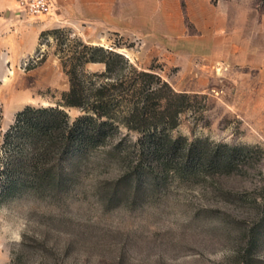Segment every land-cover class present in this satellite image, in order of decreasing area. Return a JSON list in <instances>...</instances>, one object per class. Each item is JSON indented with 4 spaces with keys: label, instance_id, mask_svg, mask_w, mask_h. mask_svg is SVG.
I'll return each mask as SVG.
<instances>
[{
    "label": "rangeland",
    "instance_id": "obj_1",
    "mask_svg": "<svg viewBox=\"0 0 264 264\" xmlns=\"http://www.w3.org/2000/svg\"><path fill=\"white\" fill-rule=\"evenodd\" d=\"M49 3L31 17L0 0V156L17 111L60 102V60L75 40L196 95L170 137L247 145L252 158L228 173L142 174L146 184L116 195L127 160L89 163L63 189L0 191V264H264V0ZM60 108L70 119L80 113Z\"/></svg>",
    "mask_w": 264,
    "mask_h": 264
},
{
    "label": "trees",
    "instance_id": "obj_2",
    "mask_svg": "<svg viewBox=\"0 0 264 264\" xmlns=\"http://www.w3.org/2000/svg\"><path fill=\"white\" fill-rule=\"evenodd\" d=\"M73 41L66 60H60L68 83L60 102L24 106L2 134L0 191L63 189L89 163L127 160L113 183L116 195L123 186L146 184L142 174L153 180L168 171L180 177L228 173L237 159L252 158L247 145L208 148L205 140L184 143V137H170L179 114L193 107L196 95L173 90L151 68H138L116 50ZM86 63H99L103 70L87 71ZM60 107L80 113L70 119Z\"/></svg>",
    "mask_w": 264,
    "mask_h": 264
},
{
    "label": "built area",
    "instance_id": "obj_3",
    "mask_svg": "<svg viewBox=\"0 0 264 264\" xmlns=\"http://www.w3.org/2000/svg\"><path fill=\"white\" fill-rule=\"evenodd\" d=\"M13 3L16 11L23 16L37 17L51 10L49 0H13ZM22 64H28V59H23Z\"/></svg>",
    "mask_w": 264,
    "mask_h": 264
},
{
    "label": "water",
    "instance_id": "obj_4",
    "mask_svg": "<svg viewBox=\"0 0 264 264\" xmlns=\"http://www.w3.org/2000/svg\"><path fill=\"white\" fill-rule=\"evenodd\" d=\"M18 13V12H17ZM118 52V51H117ZM122 54V53H121Z\"/></svg>",
    "mask_w": 264,
    "mask_h": 264
}]
</instances>
